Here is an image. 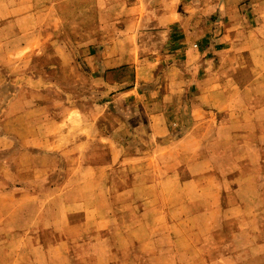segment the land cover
Returning <instances> with one entry per match:
<instances>
[{"label": "rangeland", "instance_id": "1", "mask_svg": "<svg viewBox=\"0 0 264 264\" xmlns=\"http://www.w3.org/2000/svg\"><path fill=\"white\" fill-rule=\"evenodd\" d=\"M32 1L0 0V264H264V0H140L123 37L67 34L131 0Z\"/></svg>", "mask_w": 264, "mask_h": 264}, {"label": "crops", "instance_id": "2", "mask_svg": "<svg viewBox=\"0 0 264 264\" xmlns=\"http://www.w3.org/2000/svg\"><path fill=\"white\" fill-rule=\"evenodd\" d=\"M24 1V0H23ZM22 0H17V5L19 4H23ZM76 1L78 0H73V3H76ZM136 2L133 3V0H131L130 5L126 6L127 4H129V2H123L125 4L126 9V14L125 15H121V13L116 14L115 12V16L113 15L111 20H108L106 23L105 22H101L100 24H96L97 26L91 29H82L81 31L77 32V33H68L67 35H71V36H81V37H88V36H92V37H105L106 35L110 34V32H108L107 29V25L113 24V32H112V36L116 37L117 34L119 35V37H123V36H129V35H133V31H129L127 29H124V27L122 26L121 29H118L117 32V28H115V25L118 21H123V23L126 25V22H137V20L141 21V18L143 17L141 14L139 16L133 17L130 15V11L132 9V5L135 4L136 6L141 4L140 0H135ZM233 3V0H231ZM235 1V0H234ZM146 2V0H145ZM194 4H202V0H193ZM33 5H42V6H53L56 5V0H33L32 1ZM67 3H72V1L70 0ZM122 3L121 0H114L113 1V5L114 6H120V4ZM236 3V4H235ZM235 6L232 8H227L228 4L224 3L221 6V12L223 13V18H232V14H234V9L237 8L238 4H239V0L238 2H234ZM103 8V7H101ZM219 8V7H218ZM226 9H230V13L227 12ZM215 10V11H214ZM212 11L216 12V8H213ZM49 12L51 13V8H49ZM56 11L54 9H52V13H55ZM100 13V12H98ZM118 15V16H117ZM174 15V14H173ZM238 16V15H237ZM174 17V16H173ZM167 18V17H165ZM234 20H238L239 18H232ZM231 19V20H232ZM144 22H149L151 26H154L156 28H162L163 26H165L164 24V20L163 17L157 13V17L152 18V17H147L145 16L143 18ZM173 22H171V20L169 21V23H179V20H177V18H173L172 20ZM227 21V20H226ZM0 33H2V30H0ZM135 34V33H134ZM137 35V34H135ZM131 52V51H130ZM137 61V53L134 52L132 50V52L129 54H125V53H119V54H113L110 56H106V57H102L101 60V67H102V72L98 75L99 79H101V81L104 83L105 87L109 88V94H113L115 92H120L123 89L122 87H125L126 84H128L125 80L120 79L118 77V72L116 70H123L125 67H128L130 65H133L132 63H135ZM123 68V69H122ZM136 79H134V82H132L130 85L128 84L126 87H128L129 89H127L126 91L120 92L117 95H121L122 93H129L132 89H130V86H132L133 84L136 83ZM117 97L116 95H113L112 97ZM114 97V98H115Z\"/></svg>", "mask_w": 264, "mask_h": 264}]
</instances>
